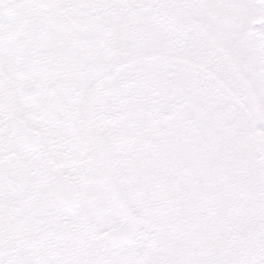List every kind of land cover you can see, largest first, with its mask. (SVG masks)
Returning <instances> with one entry per match:
<instances>
[{"label": "snow or ice", "instance_id": "1", "mask_svg": "<svg viewBox=\"0 0 264 264\" xmlns=\"http://www.w3.org/2000/svg\"><path fill=\"white\" fill-rule=\"evenodd\" d=\"M0 264H264V0H0Z\"/></svg>", "mask_w": 264, "mask_h": 264}]
</instances>
